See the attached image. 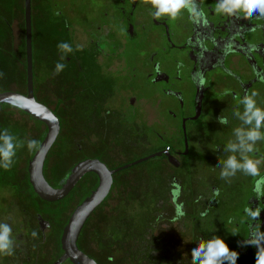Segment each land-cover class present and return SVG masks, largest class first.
Masks as SVG:
<instances>
[{
    "label": "flooded vegetation",
    "instance_id": "af4514ba",
    "mask_svg": "<svg viewBox=\"0 0 264 264\" xmlns=\"http://www.w3.org/2000/svg\"><path fill=\"white\" fill-rule=\"evenodd\" d=\"M219 2L220 0H195L198 10L201 9L205 13L207 23H204L203 21L199 24L195 23L190 19L189 13L186 10L189 36L185 46L188 49L189 59L192 65L190 78L192 87L189 89L187 87V90L190 91L189 93L191 94V103L189 104L190 112L180 118V128L177 131L172 127H168L163 130L164 134L166 133L169 138L172 139L173 144H171V146H167L169 145L167 142L157 144V148L144 157L147 158L158 153L161 155L154 159H161L171 166H167L166 168V175L168 178H165L161 182L162 185L160 191H163L164 196V199L160 201V204H162L161 210H156L157 207H159V204H156L155 209L154 204L156 196L154 195L155 193H152L153 208L156 211L153 218H155L156 221L155 219L154 221L153 219H148L144 228V230L148 229V231H154L156 229L160 230V232H158L159 234L156 232L155 235L150 236L143 244L145 249L148 251L154 246L157 258L151 259L148 258V256L141 260L136 258L134 259L133 264H192V249L198 247L202 242L206 243L214 237L224 239L228 246H231V250L238 253L236 264H256V254L261 248H264V195H258L256 192L257 183H259L260 191L264 192V173L262 177L261 173H259L256 177H254V179L251 178L252 175H246L242 170H237L233 175L232 170L227 169L226 166H202L203 169H201V171L198 168L199 166H190L192 163L197 162L193 161V159L189 160L193 156L190 146L191 142L187 136L189 133L187 127L188 123L198 120L202 114V108L205 103V95L207 92L208 74L214 70L225 68L227 60L233 59L235 56H239L243 57L248 62L253 73L251 76H254V78L252 77V82H249V84L243 83L241 78H239V72H234L235 68H237L235 65H232L228 71L224 69V74H226L225 76L231 81L239 83L237 86H239V90L242 93V98H244L245 95L250 96V88L253 84H264V59L260 54L264 47V17L260 16L258 11L253 13V16L251 17H247L245 14L237 12L234 15L220 14L214 21L211 15H214L213 10ZM3 3L4 0H0V7H2V11L0 9V17H2L3 11L6 7L3 6ZM22 6L23 8L21 10V17L19 21H13V19H2L5 23L2 27L6 28L8 32L5 37V43L4 40H2V44L5 47L4 52L8 53V56L13 62L10 74L14 73L12 69H15L17 71L15 72L17 73V76L14 77L16 79L11 77L7 90H3L0 93L11 92L27 96L28 59L26 45L25 0H22ZM79 19L75 23L65 17V24H51V30H53L47 31L46 34V37L49 42H51V45L54 43L59 45V42L65 40L67 43L71 42V40L75 38L76 33L81 32L77 29ZM144 19V11H141V13L136 11L135 13L128 14V17L124 16L123 20L118 18L119 28L114 36L117 40H119V43L122 46L119 48L114 47V51L116 50L115 54L118 52H123L124 54L127 51V47L122 40L125 38L127 33L133 34L135 29L144 23ZM126 20H130L129 25L126 23ZM15 22H18L21 31L18 35V41H16V37L13 34ZM102 28H104V26H102ZM31 29L34 97L37 102L52 110L60 121V134L46 158L44 176L52 188L60 189L64 185L71 171L78 164L89 160V158L83 157V159L78 160L74 164L72 163L73 158L71 154L73 140L69 137L63 142L61 139L63 122L60 114H57V108L61 102V96L54 97L53 95L52 98L50 95V104L47 100L45 101L43 99V87H45L44 85L47 84L48 80H52L53 75L57 76L62 73L66 74L67 78L70 79V77L75 78L74 76H71L72 74H78L79 79L84 80L82 86L84 90H87L88 97H92L97 93L104 98L105 106L100 110H95V112L100 113V115H96L95 118L92 116L94 119L91 121L93 124L97 123V127L99 129L98 132L101 131L99 138L104 137L106 139H114L115 141L119 137V132L117 133L116 129L123 127L125 131L122 130L123 132L120 133V135L124 137L123 139L126 140L129 135V137L140 139V142L146 141L141 138L142 127L139 122L141 120H145L147 124L151 125L152 122L156 120L157 115L160 116V111L157 108V105H151L142 99L138 101L133 98V95H131L133 84L132 80L122 82L119 81V83L113 81L112 79L109 80L108 77L104 76L105 73L103 68H110L114 66L116 62L120 63L121 59L114 60V64L109 63L108 61L105 62V60L103 61V59L107 57L106 55L110 53L105 47L101 46V41H91L90 43L91 35H88L89 32H87V30L82 31L85 37L88 38L85 49L73 51L70 55H67L65 50L58 48V45L57 50L54 52L48 50L54 56L56 53H59V56L63 57L69 56L70 60L66 63L68 66L65 64V67L59 73L56 72V66L50 67L48 69L50 72H48V76L46 77L44 75L46 73L39 72L37 70L40 66V61H35L32 0ZM254 33H259V36L262 37V41L258 44L249 43L246 40L248 35ZM48 36H51V38ZM251 47L254 48V50L251 49ZM217 56L220 58L223 56V59L221 63L213 68L217 62ZM37 57L40 56L38 55ZM234 63H241V60L234 59ZM88 65L91 66L90 70H88ZM130 69L133 70L134 68L131 67ZM91 71L95 72L91 75ZM200 77L203 78V85L199 84ZM154 79H152V81H155L156 83L164 82L166 76L159 73L158 78ZM60 84L62 83H54V86L57 87ZM119 85L121 90H125L126 88L130 91V97L128 99L129 104L128 101L126 102L127 109L132 108L131 110L133 111L139 110L140 113L137 114V112H135L133 117L130 115L125 121L116 119V121L114 120L110 122L108 121L110 117L105 116L102 118V113L104 109L106 110V108H112L114 106L113 99H115L116 90ZM106 88L109 89V91L106 90ZM191 90H194V92L192 93ZM53 99L54 101L52 103ZM135 100L137 105H134ZM141 101L144 103L143 106L140 105ZM146 103H148V105H146ZM1 105L3 106L0 107L1 112L4 111V108L18 110L22 113V117L20 118L24 120H18L17 117H14L13 115L0 113V135H4L5 130H7V134L14 138L13 143L17 145L15 148V155L12 158L11 167L7 170L0 167V224L7 223L11 227L12 233L10 238L13 241L12 254H0V264H56L63 256L64 251L62 249L61 241L57 244L52 242V240L54 241L55 239H58V236L63 235L65 227L75 212V210L72 212L71 217L68 218L67 221V214H57L56 209L59 208L60 205L62 206V203L69 198L70 194H72V192L87 179H91V183L94 185L88 190V193L84 195L82 199L90 196L99 186V177L95 173L86 174L74 190L62 201L47 202L41 199L36 194L31 183L30 163L33 153L38 150L43 143L48 133V127L44 123L15 107L7 104ZM145 106L150 107L151 111ZM141 112L145 114V118L141 116ZM108 113L112 116L116 114V111L112 113L108 111ZM164 115L166 114L162 110L161 120H163V123L169 122L164 120ZM242 116H244V111L242 112ZM153 117H155V119H153ZM127 121H132L131 125H128L126 123ZM29 123H32L33 125H30ZM137 124L141 129L139 134L135 133L137 132ZM215 124L216 122L213 120L214 127ZM88 128L89 126L87 124V136L85 135V140L90 134V132H88ZM220 133L218 134L220 135ZM92 134H94V132H92ZM32 140L37 142V146L32 150H29L28 142ZM221 141L224 142L223 139ZM0 143H2V141H0ZM136 146H139L137 142L136 145L130 143L131 148ZM57 149L60 150L59 153L56 152ZM63 149L65 150L63 151ZM78 150L81 153H85V145H83L82 148L78 147ZM117 151L118 150L113 151V154H116ZM224 151L225 150L223 148H213V154H217L218 152L223 154ZM54 155H56L55 157L57 158L53 168H51L52 172H50L49 166ZM223 155L225 156L226 154ZM257 158L258 159L256 160L264 163V152ZM57 159L59 160V164L62 166L61 171H58L55 167L57 165ZM170 159L173 160L171 161ZM238 162H240V160ZM105 165L108 167L107 164ZM63 166H68L67 169L65 168L64 172ZM108 168L111 170L116 169L110 167ZM258 168L260 170V166H258ZM223 171H228L229 175L221 178V172ZM113 180L112 189L116 182L115 177H113ZM241 180L244 182L239 184V181ZM236 185H245L247 187V189L243 191L242 196H238V192L234 190ZM241 202H243V207L238 210H233L239 205L238 203ZM78 206L79 204L77 207ZM249 209L252 211H259L257 219H252L251 214H248ZM239 210L240 212H234ZM202 213L207 214L202 215ZM237 213L241 214L239 222L235 221V218H237L235 214ZM227 217H229L230 220ZM224 218L227 219L229 224L232 223L234 227L233 228L231 226L232 230H229V224L227 225L225 223ZM176 227L181 229L183 232L179 233L180 236L176 240L177 244L181 243V249L184 251L181 252L180 249L177 250L178 254H182L181 258H175L174 255L170 253L171 249H169L171 247L169 240L170 229ZM186 232L188 235L185 234ZM33 233L36 235L34 236ZM254 241H259V243H254ZM166 245L167 249L165 248ZM78 248L93 258L79 246V242ZM159 248H163V252L158 251ZM48 258H50V260L47 263L46 259ZM64 264L72 263L68 260ZM224 264H229V262L225 260Z\"/></svg>",
    "mask_w": 264,
    "mask_h": 264
},
{
    "label": "rangeland",
    "instance_id": "374dc122",
    "mask_svg": "<svg viewBox=\"0 0 264 264\" xmlns=\"http://www.w3.org/2000/svg\"><path fill=\"white\" fill-rule=\"evenodd\" d=\"M3 6L6 7L2 17H0V92L7 90L11 77L17 76L15 69H12L14 73L10 74L13 62L8 53L4 52L5 47L2 44V40L5 43V37L8 32L6 28L2 27L5 24L2 19L19 21L23 8L22 0H4ZM0 9L2 11V7ZM136 11L140 13L141 11L145 12L144 23L137 27L133 34L127 33L122 40L127 47V51L124 54L123 52L115 54L116 50L114 51V47L119 48L122 46L114 36L119 28L118 18L123 20L124 16L128 17V14L135 13ZM154 11L150 2L143 3L142 0H32L33 44L35 61H40V66L37 68L39 72L46 73L44 75L47 77L50 67L56 66L57 63L65 65L70 60L69 56H59V53H56L54 56L48 51L54 52L57 50L58 45L56 43L51 45V42L46 37L47 31L53 30H51V24L63 25L65 24V17L71 22L74 21L76 23L80 18L77 29L81 32L76 33L75 38L69 43L66 40L59 42V44L67 43L72 49L70 52L65 50L67 55L72 54L73 51L85 49L88 38L85 37L82 31L87 30L89 32L88 35H91L90 43L91 41H101V46L105 47L110 53L106 55L107 57L103 61L105 60V62L108 61L114 64V60L121 59L120 63L116 62L110 68H103L104 76L116 82L132 80L131 95H133V98L138 101L142 99L151 105H157L160 111V116L157 115L156 120L151 125L147 124L145 120L139 122L142 127L141 138L146 140L141 141L142 144L140 139L129 137V135L126 140L123 139L124 137L120 135V133L125 131L123 127L116 129L117 133L119 132V137L115 141L114 139H106L104 137L99 138L101 131L98 132L97 123L93 124L91 121L96 115H100L95 110H100L105 106L104 98L97 93L92 97H88L87 90H84L82 86L84 80L79 79L78 74H72L71 76L75 78L70 77V79L67 78L66 74L62 73L57 76L53 75L52 80H48L47 84L44 85L45 87H43V99L47 100L50 104V95L52 98L53 95L54 97L61 96V102L57 108L59 112L57 114H60L63 122L61 139L63 142L69 137L73 140L71 154L73 164L83 159V157H87L89 159L100 160L110 168H117L144 158L157 148V144L167 142L169 144L167 146H171L173 144L172 139L166 133L164 134L163 130L172 127L177 131L180 128V118L183 115L189 114L191 94L187 90V87L188 89L192 87L190 83L192 65L188 49L185 46L189 36L187 12L183 10L176 19H171L170 17L157 19L153 15ZM213 11L214 15L211 16L215 21L220 14L215 11V8ZM240 13L245 14L243 11H240ZM126 23L129 25L130 20H126ZM20 32L18 22H15L13 34L16 37V41H18ZM259 33L248 35L246 40L249 43H260L262 37L259 36ZM48 37L51 38V36ZM38 55L40 57H37ZM234 59H240L241 63H234ZM232 65L237 67L234 72H239V78H241L243 83L249 84V82H252L254 76H251V74L253 73L248 62L243 57L235 56L233 59L227 60L225 68L214 70L208 74L207 92L202 114L198 120L188 123L187 129L189 133L187 136L191 142L190 146L193 156L189 160L193 159V161L198 163H192L190 166H199L200 171L203 169L202 166H226L228 157L232 156L237 161L240 160L241 163L244 157L259 161L256 160L258 159L257 157L264 152V138L256 141L253 145L254 151L246 152L241 147V139L236 134L237 129L246 134L254 128V122L253 124H246L244 119H242L244 106L241 103L243 99L242 93L239 90V86H237L239 83L231 81L224 74V71H228ZM88 66V70H90L91 66ZM131 67L134 69L131 70ZM94 72L91 71V75ZM159 73L166 76L165 81L158 83L152 81V79L158 78ZM54 83L62 84L59 85V88V86L55 87ZM120 85L116 90L115 99H113L114 106L112 108L109 107L110 109H104L102 113V118L105 116L110 117L108 119L110 122L116 121V119L125 121L128 116L132 115L133 117L135 112L137 114L140 113L139 110L133 111L131 110L132 108L127 109L126 102L128 101L129 104L130 91L126 88L125 90H121ZM106 90L109 91L107 88ZM191 91L192 93L194 92V90ZM254 92L257 95L252 97L253 100L258 107L264 109V84H253L250 88V96ZM53 101L54 99L52 103ZM143 101L140 102L141 106L144 104ZM134 105H137L136 100ZM0 107L3 106L0 105ZM145 107L151 111L150 107ZM162 110L166 114L164 115V120L169 122L163 123V120H161ZM108 111L110 113L116 111V114L110 116ZM0 113L13 115L18 120H24L20 118L22 117V113L18 110L4 108V111H0ZM141 113V116L145 118V114ZM222 116L227 118V124L220 123ZM213 120L216 122L215 127ZM126 123L131 125L132 121H127ZM29 124L33 125L32 123ZM87 124L90 134L85 140ZM138 124L136 126L137 132L135 133L139 134L141 129ZM259 131L264 134V127L259 129ZM222 139L224 142L221 141ZM136 142L139 146L131 148L130 143L136 145ZM244 144L245 146L252 144L251 141L246 139V135L244 137ZM83 145H85V153H81L78 150V147L82 148ZM229 145L235 146L236 151H232ZM214 147L218 149L223 148L225 150L223 154H226L225 156L227 157L220 152L213 154L216 151L213 152ZM116 150H118L117 153L113 154V151ZM59 151V149L56 150L57 153ZM55 156L52 157L50 162V172H52L51 168H53L57 158ZM56 164V169L61 171L62 166L59 164L58 159ZM167 166L171 165L161 159H151L115 174L116 182L110 196L88 220L79 240V246L91 255L98 264H133L136 258L140 260L147 256L151 259L157 258L154 246L148 251L143 244L150 236L155 235L160 230L148 231V229L144 230V228L148 219H153L154 221L155 218L153 216L156 213V204H159L156 210H161L162 204H160V201L164 199V196L160 188L161 182L165 178H168L166 175ZM258 166H260L259 173H261L262 177L264 163L259 161ZM65 168L67 169L68 166H63V172ZM254 177L256 176H252L251 178ZM91 182V179L83 182L62 203V206L60 205L56 209V213L67 214L68 221V218L71 217L72 212L80 203L83 196L94 185ZM243 182L241 180L239 184ZM245 189H247L245 185H236L234 187V190L238 192V196H242ZM152 193H155L154 195L156 196L155 209L153 208ZM238 204L233 210L243 207V202ZM234 212H240V210ZM235 216L238 218H235V221L239 222L241 214L237 213ZM227 218L229 219V217ZM224 221L227 225L229 224L226 218H224ZM231 226L233 227L232 223L229 224V230H232ZM179 233L183 232L178 227L170 229L169 233L171 243L169 249H171L170 253L175 258H181L182 254H178V249L184 252L181 249V243L177 244L176 242L180 236ZM185 234L188 235L187 232ZM60 241L61 235L60 238L58 236V239L52 240V242L57 244ZM165 248L167 249V245ZM229 248L231 249V246ZM163 250V248L158 249L161 252ZM49 260L50 258L46 259V262L48 263Z\"/></svg>",
    "mask_w": 264,
    "mask_h": 264
},
{
    "label": "water",
    "instance_id": "95a60500",
    "mask_svg": "<svg viewBox=\"0 0 264 264\" xmlns=\"http://www.w3.org/2000/svg\"><path fill=\"white\" fill-rule=\"evenodd\" d=\"M25 18L28 59V94L27 96H23L21 94L11 92L0 93V105L7 104L15 107L34 117L38 121L44 123L48 127V133L39 149L33 153L30 163L31 183L36 194L41 199L47 202L62 201L74 190V188L86 174L95 173L99 177L100 182L98 188L79 204L72 217L70 218L67 226L65 227L61 238V245L64 254L56 263L64 264L69 260L72 264H98L93 258L88 256L78 248V241L85 227V224L111 193L114 182L113 177L115 174L159 157L161 154H153L147 158L112 170L99 160L89 159L78 164L71 171L64 185L60 189L52 188L45 179L44 165L51 148L57 141V138L60 134V121L52 110H50L45 105L37 102L34 97L32 68L31 0H25ZM170 160L172 161L173 159Z\"/></svg>",
    "mask_w": 264,
    "mask_h": 264
},
{
    "label": "clouds",
    "instance_id": "9594fccd",
    "mask_svg": "<svg viewBox=\"0 0 264 264\" xmlns=\"http://www.w3.org/2000/svg\"><path fill=\"white\" fill-rule=\"evenodd\" d=\"M143 3L150 2L151 6L155 10L153 15L155 18L170 17L176 19L183 10H187L190 19L195 23H207L205 19V13L199 9L195 4V0H142ZM215 11L218 14L234 15L237 12L243 11L247 17L253 16V13L259 12L260 16L264 17V0H220L216 4ZM61 50L71 51L72 49L67 43H61L58 45ZM65 65L57 63L56 72L59 73L63 70ZM199 75V74H197ZM203 78L200 77L199 84L203 85ZM257 93H252L251 96L245 95L241 100L244 105V122L246 124H253L254 128L249 130L246 134L237 129L236 134L241 139V147L246 152L254 151L253 145L256 141L264 138L259 129L264 127V109L257 106L253 100V96ZM220 123L227 124V118L221 117ZM251 141L252 144L245 146L244 137ZM13 137L7 134L5 130L4 135H0V167L9 169L12 165V158L15 155L16 144L13 143ZM37 146V142L32 140L28 142L29 150H32ZM232 151H236V147L229 145ZM259 161H254L251 158L244 157L243 162H238L234 156L229 157L226 162V168L232 170L234 175L237 170H242L246 175L257 176L259 174ZM228 171L221 172V178L228 176ZM256 192L258 195H264V192L260 191L259 183H257ZM207 213H202L206 215ZM248 214H251L253 220L259 216V211L248 210ZM12 233L11 227L7 223L0 224V254L11 255L13 248V241L10 238ZM35 236L36 234L33 233ZM259 243V241H254ZM192 264H224L227 260L229 264H236L238 259V253L231 250L228 244L222 238L214 237L208 240L206 243L202 242L198 247H195L191 251ZM256 264H264V248H261L256 254Z\"/></svg>",
    "mask_w": 264,
    "mask_h": 264
},
{
    "label": "trees",
    "instance_id": "16d2710c",
    "mask_svg": "<svg viewBox=\"0 0 264 264\" xmlns=\"http://www.w3.org/2000/svg\"><path fill=\"white\" fill-rule=\"evenodd\" d=\"M251 29H252V28H251ZM251 49L254 50V48H252V47H251ZM260 54H261V56H262L263 59H264V47H263V51L260 52ZM222 59H223V56H222L221 58H220L219 56H217V57H216V61H217V62H216L215 65L213 64V65H214L213 68H214L215 66H217L219 63H221V62H222ZM165 147H166V146H165ZM108 196H109V195H108ZM84 199H85V198H84ZM84 199H82V201H83ZM106 200H107V198H106ZM106 200L103 202V204L106 202ZM82 201H81V202H82ZM81 202H80V203H81ZM80 203H79V204H80ZM103 204H102V205H103ZM102 205H101V206H102ZM101 206H100V207L94 212V214H95V213L101 208ZM76 209H77V208H76ZM76 209H75V210H76ZM94 214H93V215H94ZM93 215H92V216H93ZM92 216H91V217H92ZM89 220H90V219H89ZM87 222H88V221H87ZM86 224H87V223H86ZM86 224H85V226H86ZM84 228H85V227H84ZM83 230H84V229H83ZM81 234H82V233H81ZM61 237H62V236H61ZM80 237H81V235H80ZM59 238H60V236H59ZM79 240H80V238H79ZM78 242H79V241H78Z\"/></svg>",
    "mask_w": 264,
    "mask_h": 264
}]
</instances>
